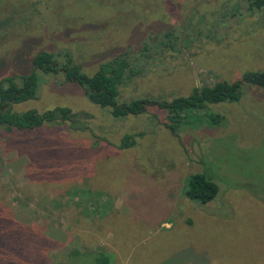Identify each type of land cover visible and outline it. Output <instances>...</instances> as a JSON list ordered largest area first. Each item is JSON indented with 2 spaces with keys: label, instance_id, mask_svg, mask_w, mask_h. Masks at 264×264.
<instances>
[{
  "label": "rangeland",
  "instance_id": "obj_1",
  "mask_svg": "<svg viewBox=\"0 0 264 264\" xmlns=\"http://www.w3.org/2000/svg\"><path fill=\"white\" fill-rule=\"evenodd\" d=\"M170 33L168 47L154 38ZM148 53H142L145 48ZM68 54L89 76L120 54L139 73L117 104L172 102L194 88L264 72V6L244 0H0V82L34 56ZM35 98L11 111L67 108L70 122L0 130V264H264V88L169 120L149 105L113 118L61 74L37 73ZM173 117V115H172ZM133 135L134 145L121 148ZM195 174L218 186L201 205Z\"/></svg>",
  "mask_w": 264,
  "mask_h": 264
},
{
  "label": "trees",
  "instance_id": "obj_2",
  "mask_svg": "<svg viewBox=\"0 0 264 264\" xmlns=\"http://www.w3.org/2000/svg\"><path fill=\"white\" fill-rule=\"evenodd\" d=\"M251 12L260 10L264 6V0H244ZM171 41L170 33L154 38L159 41L157 47H168ZM170 44V43H169ZM145 48L142 53H148ZM142 57V56H140ZM137 60L128 59L126 54H120L112 58L108 63L100 66L98 72L92 76L84 74L80 67L73 63L71 56L64 55L63 62H58L54 54L40 52L36 54L31 63V73L6 78L0 82V130L7 132L33 131L43 125L60 124L70 122L72 114L67 108H56L44 113L26 111L15 113L11 111V105L35 98L38 85L37 73L61 74L65 82L79 86L87 99L101 108H108L113 118H122L128 115H140L145 112L147 106H156L170 114L169 120L184 119L188 115H196L209 125H219L223 117L220 114H206L202 117L200 112L207 105L222 102H237L241 96V86L248 84L264 88V72H250L243 75L242 79L233 83L219 81L211 86L194 88L190 95L178 97L172 102H160L148 99L134 100L128 104H117L118 88L126 81L132 80L139 73L136 71L139 64ZM173 115V117H172ZM133 135H126L121 140L120 147L127 148L134 145ZM218 194V186L208 177L201 174L190 176L186 180L184 195L190 201L197 204H207ZM96 264H113L111 255L104 251H92Z\"/></svg>",
  "mask_w": 264,
  "mask_h": 264
}]
</instances>
